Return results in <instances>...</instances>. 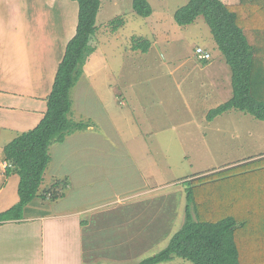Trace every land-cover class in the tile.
Returning a JSON list of instances; mask_svg holds the SVG:
<instances>
[{"label": "crops", "instance_id": "obj_1", "mask_svg": "<svg viewBox=\"0 0 264 264\" xmlns=\"http://www.w3.org/2000/svg\"><path fill=\"white\" fill-rule=\"evenodd\" d=\"M54 1L57 0H0V212L19 201L20 177L16 172L7 175L8 168L13 169V166L5 165L9 161L5 158L4 149L19 135L35 128L44 118L48 111V96L52 92L67 44L77 31L79 4L73 8L77 12L69 13L65 9L62 15H58L55 9H47L41 14L42 6L45 8V4H49L51 7L55 4ZM112 2L117 3L116 0H110ZM149 2L152 3L151 0ZM61 5L56 2L55 8ZM151 5L152 14L143 17L151 39L145 38L147 32L133 38L148 40L150 48L153 47L157 55L158 52L162 55L160 44L185 38L186 28L178 25L170 15L171 12L164 7L155 8ZM103 8L102 0L101 10ZM132 9L134 10L133 5ZM119 16L121 15L113 17L112 28H107L106 45H102V40L98 38V26L91 38L95 51L84 65L79 84V87H84H74L75 102L73 101L72 110L77 117L76 123L83 122L80 120L87 117L88 125L74 129L63 141H53L50 146L51 161L38 194L50 190L64 191L53 200L37 196L25 207L22 220L0 224V264H121L128 261L129 251L131 255H136L142 250L135 248L140 241L151 240L146 242L148 246L154 245L159 239L157 218L160 210L167 205L161 204L166 207L160 206V210L156 208L157 202H153L156 198L146 179V169L139 165L129 150L130 146L124 135L125 126L119 125L116 118L124 110L102 108L88 111L80 108V90L84 89L86 92L88 89L97 93L99 90L95 81L102 80L98 74L104 70H112L109 72L112 76V57L116 56L118 59L114 64H119L125 53L142 51L134 49L133 44L124 50L117 46L120 44L119 28L122 25L116 28L113 21ZM219 57L214 82L220 88L221 102L225 103L234 95L233 72L225 55ZM211 65L203 68L210 69ZM170 89L172 91L174 88ZM89 97L86 93L83 100L88 101ZM136 97L139 98L140 95ZM128 100L123 95L117 101L124 106ZM127 114H133L137 119L134 111L129 110ZM130 125L133 128L136 122ZM141 145L148 148L149 141H142ZM83 153L88 156H82ZM141 154H145V151ZM140 163L148 165L151 161L143 158ZM83 164L85 167L80 166ZM128 170L130 171L127 172ZM121 175L125 180L131 177L137 180V187L129 195H121L117 190V185L123 181L120 179ZM97 177L108 181V192L101 191L98 184L92 182ZM115 178L117 182L111 188ZM57 180H60L62 189L56 188L54 181ZM143 187L148 190L142 191ZM74 193L83 198L82 204H76L79 200L71 199ZM99 200L105 202L98 206L109 204L107 207H98L101 212L91 207ZM151 200V204L143 205ZM152 212L154 215H147ZM95 216L104 217L105 223L96 224L94 220L98 217ZM96 243L104 247L96 248ZM87 246L90 247L89 257Z\"/></svg>", "mask_w": 264, "mask_h": 264}, {"label": "rangeland", "instance_id": "obj_2", "mask_svg": "<svg viewBox=\"0 0 264 264\" xmlns=\"http://www.w3.org/2000/svg\"><path fill=\"white\" fill-rule=\"evenodd\" d=\"M116 1L115 4L114 2L110 3V0H103L104 8L100 11L97 19L100 31L98 38L102 40L101 44L106 45V34L108 29L112 28L113 17L118 15L121 16L116 18H124V23L119 28L121 31L120 44H117L122 50L133 44L135 35L147 32L145 38L151 39L143 16L132 9L133 0ZM151 1L155 8L164 7L168 12H171L172 17L173 13L188 2V0ZM223 1L227 4L240 2L239 0ZM56 2L65 6L61 5L55 8ZM54 3L51 7L48 6L49 4H45V8L42 6L41 14L47 9H55L54 11L58 15H62V12L66 10L69 13L77 12V9H73L78 5L74 0H57ZM197 20L196 23H194L195 20L194 24L188 27L182 26L186 28L184 29L185 38L161 43L162 55L158 51L157 55L152 47L147 52L125 53L119 64L117 62L114 64L118 58L112 57L111 67L116 68V70L113 69L112 76L109 75L112 70H104L103 73L98 74L102 80L98 82L94 80L99 91L94 93L92 90L87 89L85 92L84 89H81L78 93L82 110L94 111L102 110V108L111 111L124 110L123 113L116 115V118L119 125L125 126L126 133L124 135L126 143L130 146L129 150L139 165L146 169V179L151 184L154 198L157 199L153 201L157 202L156 208L160 210V206L166 207L162 205H167L165 209L160 210L161 213L157 218V228L160 233L158 241L154 245L148 246L146 242L151 240L140 241L135 246V248L142 249L136 254L139 258L135 253L131 255V251H129L127 253L128 261H123L124 263L121 264H139L144 258L160 252L168 239L184 225L187 205L186 182L197 176L211 174L264 155L263 120L237 110L219 115L212 121L207 119L209 111L222 103V98L219 95L220 88L215 84L214 76L217 72L219 56H223V53L215 41L205 17L201 15ZM137 40L141 41L142 39L138 38ZM91 45L94 47L93 43ZM200 45L203 48L206 47L210 52L211 59L209 61L204 62L198 58L196 49ZM208 64H212L210 69H204L203 66L207 67ZM81 81L82 77L77 82V87H75L76 85L74 87L83 88L84 86L79 87ZM172 87L174 89L171 91ZM75 88L71 93L74 102ZM86 93L90 96L88 101L83 100ZM123 95L127 96L129 100L124 106H121L117 100ZM137 95L140 97L137 98ZM129 110L135 112L137 119L133 114H127ZM76 118L72 110L69 119L75 124ZM80 121L85 123V127L89 123L87 117ZM135 122L136 126L132 128L130 124ZM142 141H149L148 148L141 145ZM144 151L145 154H141ZM82 156L85 157L88 154L83 153ZM142 157L145 161L150 160L151 163L142 165L140 163L143 161ZM80 166L85 167V164ZM122 177L123 175L120 176V179L123 180L122 184L117 185V190L121 195H129L128 193L137 187V180L132 177L125 180ZM94 181L101 191H109L108 181L99 180L98 177L97 180L93 178L92 182L94 183ZM112 182L111 188L116 184L117 178ZM54 184L57 189H62L60 180L54 181ZM146 190L148 189L143 187L142 191ZM63 191L50 190L51 193L54 192L58 196ZM71 199L79 200L75 202L76 204H82L83 201V198L77 196L76 193L72 195ZM103 202L105 201H96L91 207L97 208L101 212L102 210L98 207L109 205L98 206ZM151 203L152 200L143 203V205ZM147 215L151 216L154 213ZM95 217H98L94 220L96 224L105 223L104 217ZM94 246L96 248L104 247L97 243ZM87 249L89 257L90 247L87 246ZM115 249L113 248V250ZM168 264L193 263L188 259L176 256Z\"/></svg>", "mask_w": 264, "mask_h": 264}, {"label": "trees", "instance_id": "obj_3", "mask_svg": "<svg viewBox=\"0 0 264 264\" xmlns=\"http://www.w3.org/2000/svg\"><path fill=\"white\" fill-rule=\"evenodd\" d=\"M74 1L79 4L77 31L57 71L48 111L35 128L4 149L13 166L7 175L16 172L20 183L19 201L0 213V224L22 220L25 207L37 196L58 197L49 191L38 194L51 161L50 146L53 141H63L74 129L85 127V123L73 124L69 119L71 93L95 51L91 38L98 30L102 0ZM133 7L143 17L153 12L149 0H133ZM201 15L233 72V97L211 109L207 119L239 110L264 121V0L236 4L189 0L173 17L178 25L186 26ZM123 23L122 18L113 21L116 28ZM137 39L132 47L147 52L150 42ZM186 198L184 225L160 252L139 264H161L176 256L193 264H264V155L191 179L186 182Z\"/></svg>", "mask_w": 264, "mask_h": 264}, {"label": "built area", "instance_id": "obj_4", "mask_svg": "<svg viewBox=\"0 0 264 264\" xmlns=\"http://www.w3.org/2000/svg\"><path fill=\"white\" fill-rule=\"evenodd\" d=\"M196 54L202 60H210L211 59L210 52L208 50H206L205 48L201 47V46L197 47ZM5 165L7 167H10L11 166V163H6Z\"/></svg>", "mask_w": 264, "mask_h": 264}]
</instances>
